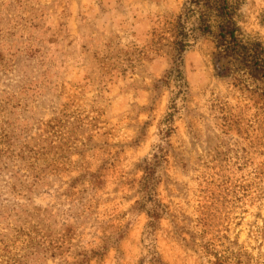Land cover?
Here are the masks:
<instances>
[{
  "label": "rangeland",
  "instance_id": "1",
  "mask_svg": "<svg viewBox=\"0 0 264 264\" xmlns=\"http://www.w3.org/2000/svg\"><path fill=\"white\" fill-rule=\"evenodd\" d=\"M184 3L0 0V264H264V95Z\"/></svg>",
  "mask_w": 264,
  "mask_h": 264
},
{
  "label": "trees",
  "instance_id": "2",
  "mask_svg": "<svg viewBox=\"0 0 264 264\" xmlns=\"http://www.w3.org/2000/svg\"><path fill=\"white\" fill-rule=\"evenodd\" d=\"M240 0H185L183 13L177 20V51L182 54L190 45V33L187 21L195 19L196 29L204 35H212L216 51L222 60L226 61L224 71L227 74L237 75L247 86L264 95V41L259 38L245 37L238 24L237 16ZM174 119V113L167 115V123L170 125ZM170 129V128H169ZM152 159L145 161V175L142 181V190L146 193V203L154 202L157 186L159 185L158 170L165 161L166 151L163 147ZM146 204L142 205V208ZM151 217L158 218L155 210H147Z\"/></svg>",
  "mask_w": 264,
  "mask_h": 264
}]
</instances>
